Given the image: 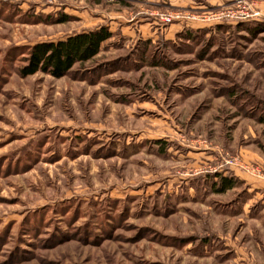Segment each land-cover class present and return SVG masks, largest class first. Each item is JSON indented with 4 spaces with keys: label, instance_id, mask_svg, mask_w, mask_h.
<instances>
[{
    "label": "rangeland",
    "instance_id": "1",
    "mask_svg": "<svg viewBox=\"0 0 264 264\" xmlns=\"http://www.w3.org/2000/svg\"><path fill=\"white\" fill-rule=\"evenodd\" d=\"M182 1L0 0V264H264V20ZM103 27L91 62L22 76Z\"/></svg>",
    "mask_w": 264,
    "mask_h": 264
},
{
    "label": "trees",
    "instance_id": "2",
    "mask_svg": "<svg viewBox=\"0 0 264 264\" xmlns=\"http://www.w3.org/2000/svg\"><path fill=\"white\" fill-rule=\"evenodd\" d=\"M112 37L113 33L103 27L57 42L39 43L30 49L27 65L21 74L28 77L42 72L62 78L70 74L76 65H85L94 60L100 54L103 44ZM234 186L232 181L224 178L221 180V191L233 189Z\"/></svg>",
    "mask_w": 264,
    "mask_h": 264
},
{
    "label": "built area",
    "instance_id": "3",
    "mask_svg": "<svg viewBox=\"0 0 264 264\" xmlns=\"http://www.w3.org/2000/svg\"><path fill=\"white\" fill-rule=\"evenodd\" d=\"M240 8V6H239ZM245 8V7H244ZM245 11H241V12H227V13H223L219 19L220 20H228V19H241V20H245V19H249V18H257L260 16L259 13H251V9L250 8H245ZM161 21L164 23H173L174 21L178 22V21H197L200 20L199 17L196 16H190V15H183V14H172V15H167L165 17H161ZM204 21H209V18H205L203 19ZM257 20V19H255Z\"/></svg>",
    "mask_w": 264,
    "mask_h": 264
},
{
    "label": "crops",
    "instance_id": "4",
    "mask_svg": "<svg viewBox=\"0 0 264 264\" xmlns=\"http://www.w3.org/2000/svg\"><path fill=\"white\" fill-rule=\"evenodd\" d=\"M184 2H187V3H184ZM191 2H192L191 0H183L182 4H186L188 6ZM212 2H216L218 4H223V2H225V3L229 4L230 1L227 2V0L226 1L225 0H212ZM231 2H232V4L235 3V2L233 3V0ZM212 4L214 5V3H212ZM213 5H211V7ZM254 5H255V11L259 12L261 15L260 16L261 18L257 19V20H259V21L264 20V0H257V2L254 3ZM214 6H217V5L215 4Z\"/></svg>",
    "mask_w": 264,
    "mask_h": 264
}]
</instances>
